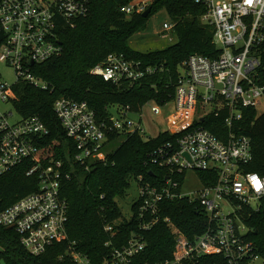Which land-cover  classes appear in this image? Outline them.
Returning a JSON list of instances; mask_svg holds the SVG:
<instances>
[{
  "label": "built area",
  "instance_id": "2783aa9c",
  "mask_svg": "<svg viewBox=\"0 0 264 264\" xmlns=\"http://www.w3.org/2000/svg\"><path fill=\"white\" fill-rule=\"evenodd\" d=\"M92 1L0 0V31L5 35L0 45V63L14 68L16 83L25 81L48 88L32 66L61 53L60 32L75 27L78 19L87 16ZM192 1L205 6L201 20L213 28V42L221 53L216 57L191 54L179 67L171 99L163 104L147 102L138 111L129 105H118L113 107L112 115L100 118L87 101L58 97L54 110L67 136L76 142L73 158L52 159L43 164L38 154L39 141L48 134L45 123L37 115L12 123L13 112L0 110V177L25 162L30 164L28 175L40 176L37 190L0 212V225L14 229L32 255L43 254L55 243L68 239L69 202L62 188L75 174V163L88 169L95 158L102 156V149L115 133H139L148 138L170 132L176 136V142L159 147L150 157L152 163L171 167V174L158 186L138 177L139 204L133 211L138 231L133 232L127 244L115 249L106 263L130 264L146 248L144 232L161 220L174 236L175 249L171 258L156 264H186L203 255H222L226 264L264 259L249 239L251 227L243 219L244 207L258 210L264 203V175L245 171L244 166L252 160V142L236 127L243 108H258L264 100V85L256 81L264 43V0ZM151 3L133 0L120 9L129 17L143 14ZM163 27L171 31L174 24L164 23ZM156 70L122 53H110L89 71L107 82L133 85ZM16 83L9 84L0 70V101L13 103ZM169 103L175 104L176 112L168 119V130L146 136L144 107L150 105L151 111L159 115L161 107ZM212 114H226L228 130L223 135L196 125ZM187 170L206 171L208 183L199 176L202 188L183 194ZM185 197L197 201L207 215L205 230L194 238H189L170 217L160 214L162 202ZM105 230L116 233L113 224H107ZM66 254L77 264H94L72 242L67 245Z\"/></svg>",
  "mask_w": 264,
  "mask_h": 264
},
{
  "label": "trees",
  "instance_id": "16d2710c",
  "mask_svg": "<svg viewBox=\"0 0 264 264\" xmlns=\"http://www.w3.org/2000/svg\"><path fill=\"white\" fill-rule=\"evenodd\" d=\"M131 1L93 0L87 16L78 19L75 27L60 32L61 53L32 66L34 73L48 83V88L25 81L13 86L12 101L22 117L37 115L48 129V134L39 141L38 157L43 164L47 165L52 159L73 158L77 152L76 142L67 136L54 110L58 97L87 101L100 118L112 115L113 107L118 105H129L138 111L147 102L163 104L171 99L179 67L191 54L216 57L221 53L213 42V28L201 20L204 5L192 0H153L148 17L143 14L128 17L120 8ZM162 9L167 10L173 21L175 41L167 48L146 53L132 48L130 38L146 25L150 16ZM4 41L5 35L0 31V45ZM110 53H122L157 70L133 85H117L91 74L89 70ZM260 60L256 81L264 85V43ZM225 115L212 114L196 125L223 135L228 130ZM236 127L238 133L248 135L252 142V160L244 166L245 171L264 175V112L258 115L255 107L243 108ZM117 139H121L118 146L105 160L91 162L88 169L75 163V174L62 188L69 202L68 239L36 256L25 249L14 229L0 225V260L5 264H77L66 254L67 245L72 242L94 264H105L115 249L128 243L133 232L138 231V222L132 216L116 223L117 219L123 218L116 199L130 188L131 180L136 182L140 176L152 185L164 183L171 174V167L152 163L150 156L166 143H175L176 136L170 132L148 138L139 133H115L107 145ZM29 167L30 164L25 162L0 177V212L39 188V173L28 175ZM198 174L208 183L206 171ZM138 204L136 201L133 211L137 210ZM160 214L170 217L189 238L201 234L207 226V215L200 204L186 197L162 202ZM243 219L251 227L248 237L255 243L256 252L264 255V203L258 210L244 207ZM107 224L115 226L114 235L105 230ZM144 236L146 248L130 264H156L173 256L174 236L163 220L145 231ZM186 264H226V261L222 255H203Z\"/></svg>",
  "mask_w": 264,
  "mask_h": 264
},
{
  "label": "rangeland",
  "instance_id": "374dc122",
  "mask_svg": "<svg viewBox=\"0 0 264 264\" xmlns=\"http://www.w3.org/2000/svg\"><path fill=\"white\" fill-rule=\"evenodd\" d=\"M151 2L153 0H150ZM166 9H162L159 12L153 14L148 19L146 25L130 38V45L132 48L139 52H150L157 49L167 48L175 41V35L173 30L165 31L164 23H172ZM0 70L3 73L4 79L9 84H14L17 81V75L14 68L7 67L5 64L0 63ZM0 110L2 113L13 112V116L10 117L12 123L22 119V115L16 109L12 102L4 103L0 101ZM114 110V109H113ZM162 114L155 115L151 111L150 105H146L143 109V127L146 131V136H155L160 131H166L169 128L168 119L176 112L174 103H169L165 107H161ZM258 115L264 112V100L257 108ZM117 142L110 143L102 149V156L95 158L94 161H100L107 157L108 153L118 146L121 139H117ZM130 188L123 196L117 197L116 202L121 208L122 217L117 219L118 224L122 219H131L133 216V205L139 198L138 184L134 180L130 181ZM202 188V182L199 175L194 170H187L184 184L182 186V193L189 194ZM262 257L251 261L249 264H264ZM0 264H5L3 260H0Z\"/></svg>",
  "mask_w": 264,
  "mask_h": 264
},
{
  "label": "water",
  "instance_id": "95a60500",
  "mask_svg": "<svg viewBox=\"0 0 264 264\" xmlns=\"http://www.w3.org/2000/svg\"><path fill=\"white\" fill-rule=\"evenodd\" d=\"M151 11H152V8L149 7V8L143 13V16H144V17H148V16L150 15ZM201 120H203V119H201Z\"/></svg>",
  "mask_w": 264,
  "mask_h": 264
}]
</instances>
